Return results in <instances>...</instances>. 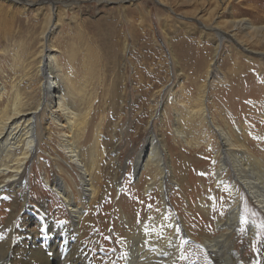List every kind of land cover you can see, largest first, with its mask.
<instances>
[{"label":"rangeland","instance_id":"1","mask_svg":"<svg viewBox=\"0 0 264 264\" xmlns=\"http://www.w3.org/2000/svg\"><path fill=\"white\" fill-rule=\"evenodd\" d=\"M57 1L0 0V74L8 90L17 85L29 106H36L41 91L39 55L50 26L46 42L58 50L60 63L71 75L69 87L77 94L71 102L79 105L80 96L93 100L92 122L81 146L91 147L93 154L96 145L93 169L99 172V196L91 205L84 204L87 218L99 216L103 221L101 225L92 219L95 258L103 264H121L117 209L139 222L149 211L159 213L164 202L171 214L192 228L212 233L215 216L224 214L219 206L227 192L220 191L214 179L218 147L214 139L206 146L209 128L191 122L188 113L197 105L218 51L208 80V113L221 125L224 115L231 126L245 127L243 136L250 150L264 155V64L237 52L234 44L222 45L215 32L216 28L227 31L237 19L264 27V0H160L162 4L158 0H72L70 8L63 5L65 0ZM257 40L260 43L252 42L249 48L264 52V40ZM72 51L76 54L73 63L68 59ZM40 123L49 132L21 175L19 187L15 193L0 195V244L12 229L20 235L29 232V227L40 222L42 211L53 224L70 222L67 205L47 184L58 173L54 159L63 156L58 129L49 119ZM177 130L184 140L177 139ZM152 132L165 164L163 182H158L164 183V195L160 186L146 193L154 172L135 173L134 168ZM204 197L207 206L215 200L211 218L201 209ZM15 199L23 206L17 217H13ZM243 211L259 224L255 241L241 234L235 251L245 259L239 264H260L264 217L257 209L244 207ZM41 236L31 235L33 239ZM186 247L181 264L196 263L194 246Z\"/></svg>","mask_w":264,"mask_h":264},{"label":"bare ground","instance_id":"2","mask_svg":"<svg viewBox=\"0 0 264 264\" xmlns=\"http://www.w3.org/2000/svg\"><path fill=\"white\" fill-rule=\"evenodd\" d=\"M158 2L161 3L160 0ZM63 5L70 8L74 4L72 0H65ZM247 21L232 20L227 31L216 28L215 32L222 45L225 42L234 44L237 52L246 53L248 59L259 58L264 64V52L249 48L252 42L258 41L257 39L264 40V27L254 26ZM49 27L42 38V51L39 55L38 75L41 91L36 106H29L17 85L13 84L12 90H8L0 74V195L16 192L21 183V175L27 169L37 148L40 149L46 132H49V127H44V123L40 122L49 119L58 129L59 149L63 156L53 158L58 173L48 179L47 184L67 205L70 222L66 225L53 224L45 211H42L40 222L29 227L31 228L29 232L20 235L18 231L13 232L14 229L8 231L5 241L0 244V264H103V261L101 259L99 261L93 254L91 243L97 245L94 239L91 240L93 236L90 237L93 220H97L96 223L101 225L103 221H99V216L98 219L92 218L93 220L91 217L87 218L84 205L85 203L91 205L98 198L100 189L97 186L99 172L93 169L96 145L93 146V154L91 147L81 146V141L86 137L92 122L94 103L90 97L85 99L81 96L79 105L71 102V97L77 94L69 87L71 75L60 63L58 50L46 42V37L49 38L47 35ZM241 33L246 35L240 37ZM68 54L69 61L73 63L75 52ZM217 58L218 51L209 66L207 79L201 86L197 105L190 109L188 114L191 122L209 128L211 138L206 141V146L212 145L210 142L214 139L218 147L214 148L218 165L213 175L219 190L227 192V197H222L224 203L219 206L224 214L215 216L212 221L214 230L208 233L206 230L192 228V225L184 222L179 216L175 217L164 202L161 203L159 213L149 211L139 222L130 220L132 218L125 210L117 209V215L121 220L117 224L122 236L118 242L121 264H181L188 245L194 246L196 258L194 264H239L245 259L241 252L235 251L241 234L245 232L250 242L256 240L259 223H256L251 215L246 218L243 210L244 207L250 210L257 209L264 217V155L258 156L250 150L243 136L246 133L245 127L231 126L224 120V115L222 117L224 124L221 125L212 112L208 113V80L214 73ZM29 78L27 80H30ZM30 84L28 87L33 88V83ZM176 132L177 139L184 140V136L178 130ZM146 142L148 147L137 155L135 173L153 171L154 179L147 185L145 191L148 193L155 186H160L159 189L164 195L162 176L165 164L156 134L152 132ZM196 144V147H200V143ZM159 180L162 181L160 185ZM205 199V197L202 199L201 209L210 217L212 210L215 213L213 208L215 200L213 199L207 206ZM13 206L16 209L13 217H17L23 206L17 199L14 200ZM33 232L36 235L42 233V236L33 239L31 237ZM87 236L90 237L89 242ZM260 264H264V253L260 258Z\"/></svg>","mask_w":264,"mask_h":264}]
</instances>
